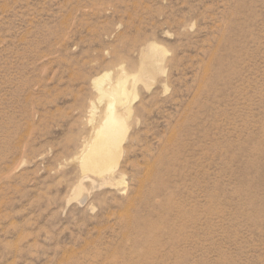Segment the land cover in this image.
<instances>
[{"label":"rangeland","instance_id":"374dc122","mask_svg":"<svg viewBox=\"0 0 264 264\" xmlns=\"http://www.w3.org/2000/svg\"><path fill=\"white\" fill-rule=\"evenodd\" d=\"M0 264H264V0H0Z\"/></svg>","mask_w":264,"mask_h":264},{"label":"bare ground","instance_id":"6f19581e","mask_svg":"<svg viewBox=\"0 0 264 264\" xmlns=\"http://www.w3.org/2000/svg\"><path fill=\"white\" fill-rule=\"evenodd\" d=\"M150 55L146 59V65L152 66L150 58L159 53L155 45L149 47ZM145 67H142L136 75L139 78L144 74ZM109 73L104 72L94 79L100 96H107L104 114L99 125L96 127L91 143L82 150L80 166L83 171L100 174L105 170L114 168L122 152V140L127 131L125 114L117 113L116 106L126 103L129 91L125 86V81L120 78L115 80L109 89L103 87V82ZM126 110L130 112L128 104Z\"/></svg>","mask_w":264,"mask_h":264}]
</instances>
